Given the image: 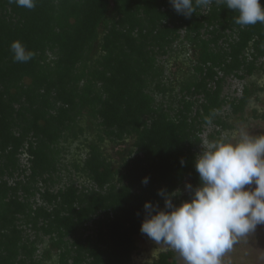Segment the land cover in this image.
Masks as SVG:
<instances>
[{"label":"trees","instance_id":"obj_1","mask_svg":"<svg viewBox=\"0 0 264 264\" xmlns=\"http://www.w3.org/2000/svg\"><path fill=\"white\" fill-rule=\"evenodd\" d=\"M237 17L215 2L185 17L170 0H36L31 10L0 0V264H42L33 259L39 232L50 237L42 256L56 249L60 264L131 262L144 203L163 207L158 190H179L186 179L197 186L203 125L229 127L218 114L225 75L251 74L264 56V23L241 26ZM180 39L194 50V71L181 81L172 116L149 88L168 90L158 57ZM16 40L34 53L30 61L13 60ZM253 92L246 86L227 99L235 116ZM84 117L97 120L90 123L99 134L83 164H73L85 178L78 184L60 175L61 141L85 133ZM127 137L133 148H118L115 166L102 142L117 147ZM189 198L180 191L173 201ZM175 257L163 252L156 264H176Z\"/></svg>","mask_w":264,"mask_h":264},{"label":"clouds","instance_id":"obj_2","mask_svg":"<svg viewBox=\"0 0 264 264\" xmlns=\"http://www.w3.org/2000/svg\"><path fill=\"white\" fill-rule=\"evenodd\" d=\"M213 2L238 12L241 26L264 23L261 0H170L177 13L190 17L197 7ZM17 6L34 9L36 0H10ZM15 62H28L34 53L24 44L10 45ZM183 163V161H181ZM199 184L186 183L190 198L174 203L179 190H158L164 205L144 203L145 217L140 231L156 245L174 249L185 264H223L222 258L238 237L264 224V134H229L208 143L195 157ZM148 177L142 183L147 185ZM254 185V187H253Z\"/></svg>","mask_w":264,"mask_h":264},{"label":"rangeland","instance_id":"obj_3","mask_svg":"<svg viewBox=\"0 0 264 264\" xmlns=\"http://www.w3.org/2000/svg\"><path fill=\"white\" fill-rule=\"evenodd\" d=\"M184 32V31H183ZM183 32H181L183 38ZM180 39L179 42L175 43L171 52L160 55L158 60L160 65L164 68V73L161 78V85L168 88L167 91H161L156 88L155 83H150L149 91L155 98V103L160 108L169 111V114L174 116L175 110L180 106L179 98L181 96V81H184L191 77L193 74V59L194 50L186 42ZM247 62H255V58L248 51ZM253 52V50H252ZM256 69L253 73L248 74L244 69L239 70V74L243 77L239 78L232 73L229 75H223L224 80L222 82L221 97L226 98V102L218 110L219 116L222 120H225L228 124V128H223L221 125L214 121H210L203 125V131L201 133V142L195 149L197 153L202 150V147L208 143L213 142L225 134H229L233 139L239 137L242 133L249 135L264 134V56H260L256 62ZM253 89L254 92L245 107L242 114L235 116L231 110V106L228 100L240 97L245 87ZM165 88V87H163ZM198 103L194 108H200V103L203 102L202 95H198ZM228 99V100H227ZM170 108L173 109L170 111ZM95 119H88L84 117L80 122L85 127V133L68 141H61L62 151L60 154V175L62 179H66L69 175L76 179L80 184L85 180L83 174L77 172L74 162L83 164L87 153L89 151V142L96 141L98 139L96 134H99L97 127L90 123ZM92 126V127H89ZM134 140L131 137H127L122 145L114 147V143L105 139L102 142L103 149L106 154L112 159L115 166H118V155L116 150L118 148H133ZM121 144V143H120ZM26 156H22L23 162H26ZM30 171H27L26 177L29 178ZM22 177V176H21ZM27 183L30 182L28 179L25 180ZM32 183V182H30ZM186 183H189V179L182 182L179 187V192L182 194L187 192L185 188ZM62 186V183L59 184ZM36 186L42 187V181H37ZM254 187V185H253ZM57 188V187H56ZM42 203V201H41ZM34 231L30 232V239H34L36 236ZM39 239L36 244L38 250L34 254L35 260H42V264H60L59 253L56 249L51 250L50 258H44L42 252L48 248L50 244V237L48 235L39 232ZM136 249L133 252L132 260L129 264H156L159 260L161 253L172 250L176 253V264H185L183 258L174 249L167 245H156L154 241L149 239L146 235H138L136 237ZM223 264H264V224L257 225L256 229L243 237H238L237 242L233 245L232 249L225 254L222 258Z\"/></svg>","mask_w":264,"mask_h":264}]
</instances>
